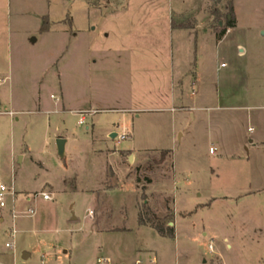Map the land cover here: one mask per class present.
Instances as JSON below:
<instances>
[{"label":"rangeland","instance_id":"rangeland-1","mask_svg":"<svg viewBox=\"0 0 264 264\" xmlns=\"http://www.w3.org/2000/svg\"><path fill=\"white\" fill-rule=\"evenodd\" d=\"M232 1L235 27L205 39L199 62L204 91L230 108L209 104L200 120L171 110L190 45L169 23L208 17L215 32L225 1L50 0L47 32L0 33V182L16 215L8 200L0 264H264V144L252 140L264 141V0ZM80 108L98 112L80 125ZM122 151L136 154L120 164ZM148 179L163 193H147ZM40 192L51 201L25 202ZM144 204L174 238L138 225Z\"/></svg>","mask_w":264,"mask_h":264},{"label":"crops","instance_id":"crops-1","mask_svg":"<svg viewBox=\"0 0 264 264\" xmlns=\"http://www.w3.org/2000/svg\"><path fill=\"white\" fill-rule=\"evenodd\" d=\"M201 2L202 0H193L195 10L200 7ZM50 4H51L50 0H0V33L5 34L6 32L8 35H11V31L20 30V31L28 32L29 35H32L35 33V31L41 32L40 28H41L42 19L44 17L47 18L49 17ZM183 10L182 12L181 10L180 12H174L173 10H170V14L171 16H174L175 14L178 18H181L186 13H188L187 10L184 11ZM203 18L205 19V22L200 24L196 19V23H194V27L192 29L180 28L179 27L180 22L174 23V20L172 18H171V22L169 23L170 34L176 35V37H178L180 34H183L185 40H189L188 44L190 45V47H188V54L186 58L183 57V54H181L180 52V48H178L179 51L177 56L175 72L171 76L172 83L176 85V92L175 95L172 96V102L177 103L178 106L172 108L171 110L181 112L188 109L196 113L195 117L198 120H200L201 115H203V113H206L210 109L208 107L209 104H215L216 107H213V109L216 110L217 109L225 110L230 108L223 106L220 107L222 101L221 98L222 96L220 94H216V93L210 94L209 92L204 91V87H205L203 83L204 80L202 79L203 76L201 73L202 70L199 66V62L201 60L200 54L205 52L203 41L205 39L209 40L215 32L207 27V24L209 22L208 17H203ZM191 43H192V48H191ZM217 47L218 44L216 45V48ZM213 53L215 55V50ZM239 53H243V50L239 51ZM220 67L223 68L224 64H220ZM56 102H59V100H57ZM105 110L113 111V109H105ZM125 110L126 109H119L117 111L124 112ZM132 111L137 112L136 109H133ZM73 112L90 115V114H95L98 111L91 108L88 109L80 108ZM210 118L206 114V125L208 127V130L210 129L208 133L211 136V138L215 139L218 145L221 146V136L217 135L215 130H213L212 121L209 120ZM178 132H179L178 129H175L173 131L174 134L173 138H175V140ZM252 140L253 142H256L254 146H256V144H264V141L256 140L253 138ZM125 153H131L133 157L136 154L132 151L120 152L118 156L120 157L121 160L120 164L122 163V158H123L122 155ZM209 154L212 153L209 152ZM110 156L115 157L116 156L115 151H111ZM172 180L174 182L173 178ZM155 185H158L160 187L158 191H154V190L152 191ZM163 187H164L163 183H159V182L152 183L150 181V183L145 186L146 188L145 191L150 194L153 193L158 195L163 193ZM171 205L173 206V201L171 202ZM140 227H144V226H140ZM174 227H175V222H174Z\"/></svg>","mask_w":264,"mask_h":264},{"label":"trees","instance_id":"trees-1","mask_svg":"<svg viewBox=\"0 0 264 264\" xmlns=\"http://www.w3.org/2000/svg\"><path fill=\"white\" fill-rule=\"evenodd\" d=\"M215 4H219L222 1H225V14L220 15L219 12H213L211 15L216 18L217 24L219 28L215 31L216 38L221 39L224 37V35L227 33V31L231 28L235 27V17H234V11H233V1L232 0H211ZM223 20V22H221ZM222 26V27H221ZM180 28L183 29H192L194 27L193 25H179ZM49 30V19L47 17H44L42 19L41 23V32H47ZM164 156V153L162 154ZM163 160V157H162ZM146 183L149 184L150 180H146ZM143 214L139 213L137 218V223L139 226H147L151 229H153L160 237L164 238H174V229L167 227L168 222H164L160 220L157 216H155L153 213L150 212L149 207L147 204L143 205Z\"/></svg>","mask_w":264,"mask_h":264},{"label":"built area","instance_id":"built-area-1","mask_svg":"<svg viewBox=\"0 0 264 264\" xmlns=\"http://www.w3.org/2000/svg\"><path fill=\"white\" fill-rule=\"evenodd\" d=\"M52 99H54L53 96H51ZM56 100V99H54ZM84 123V117L82 116V114H80V118L78 120V124L82 125ZM210 153H212V149L209 150ZM14 195H15V191L13 189V186L7 187L4 184H2L0 182V211L7 209L8 206V200H10V209L8 210V212L10 211L11 215V222L13 223L14 220L16 219V215H15V209H14ZM40 197L43 201H51V196L48 193L45 192H40L38 194H35L34 196H32V198H27L25 200V202L27 204L31 203L32 200H34L35 198ZM26 215L32 217L34 215V211L32 209H27L26 210ZM15 229L12 225L10 231H9V237L11 238V242H8L5 244V248L7 249H13L14 248V239H15ZM208 251L211 252L212 251V245L208 246ZM107 261V260H106Z\"/></svg>","mask_w":264,"mask_h":264},{"label":"water","instance_id":"water-1","mask_svg":"<svg viewBox=\"0 0 264 264\" xmlns=\"http://www.w3.org/2000/svg\"><path fill=\"white\" fill-rule=\"evenodd\" d=\"M34 41V40H33ZM110 138L114 139L116 138V134H111ZM65 143L66 141L64 139H57L56 140V150H57V154L60 158L64 157V147H65ZM128 161L131 162L132 161V155H130L128 157ZM171 225V224H170ZM25 255H23V259H25Z\"/></svg>","mask_w":264,"mask_h":264}]
</instances>
